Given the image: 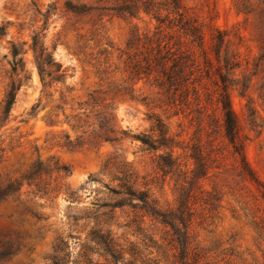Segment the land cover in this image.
Wrapping results in <instances>:
<instances>
[{
    "label": "rangeland",
    "instance_id": "obj_1",
    "mask_svg": "<svg viewBox=\"0 0 264 264\" xmlns=\"http://www.w3.org/2000/svg\"><path fill=\"white\" fill-rule=\"evenodd\" d=\"M173 1L0 0V102L20 86L0 122V264H264V0H180L224 36L252 183L218 110L198 127L134 71L160 30L191 50L174 18L157 21ZM37 62L65 76L41 77ZM104 105L111 142L98 138Z\"/></svg>",
    "mask_w": 264,
    "mask_h": 264
},
{
    "label": "trees",
    "instance_id": "obj_2",
    "mask_svg": "<svg viewBox=\"0 0 264 264\" xmlns=\"http://www.w3.org/2000/svg\"><path fill=\"white\" fill-rule=\"evenodd\" d=\"M172 3L174 6L166 10L165 18L161 19L159 15L157 21L163 24L166 19L174 18L172 19V22H175L173 27L177 28V31H179L183 37L190 39L189 42L192 46L191 50H182L180 42H175L171 36L163 34L160 30L156 36H152L146 40L147 47L144 48L145 51L134 65V68H136L134 71L138 75L145 74L148 77H152L155 86L162 96H166L169 104L180 113H186L187 116H191V122L195 120L196 115H198L197 121L200 123L198 127L202 124L201 116L209 118L210 120V117L206 114L215 113L218 110L221 124L219 125L215 118L211 121L214 122L218 128H223L225 137L233 146L234 155L239 158V172L241 178L252 183L253 176L245 161L243 146L238 141L235 118L227 92V80L222 72V70H226L231 65V60L227 58L226 46L223 50V54L220 55V49L224 43V36L218 31H214V28L210 25L207 27L206 31L200 30L195 22H192L188 17L187 10L181 4L180 0H174ZM214 42L216 43L215 45ZM194 46H196V51H192ZM216 46L217 49H215L216 52L213 58L212 51H214L213 47L216 48ZM12 55L14 58L17 57L18 51L15 49ZM37 59L41 62L42 55ZM20 63H22V59L18 60L17 63L14 61L12 74L17 72V68L19 67L18 64ZM45 65L47 64L43 63L39 65L37 62V69L41 77H51V75L55 73L56 79L51 78V80L59 82L57 79H62L65 76V70H61V66L57 65L58 69L52 72L47 70L49 68H41L45 67ZM49 67H54V65L52 64ZM204 78L211 80V84L216 87V89L213 91L210 90L207 84L203 82ZM19 88L20 86L16 87L15 80L13 79L7 85L3 99L0 102V122L8 117ZM86 106L88 105L86 104ZM194 106L196 107L195 111L192 110ZM98 107L100 106L98 105ZM102 108L107 111L96 113L94 116L100 118L104 113V117L107 118V126L106 129L102 130V134L98 138L103 139L104 142H111L113 140L110 139V137L114 136L117 131L115 129L116 117L113 113V109H108L107 105L102 106ZM201 129L204 130V126H201ZM152 140L151 137L146 141H141V143L149 146L154 143ZM62 169L64 170V168ZM6 192L7 191H0V201L3 200ZM189 210L191 211V209ZM202 214L204 220L207 221V219H209V217L206 216L207 214Z\"/></svg>",
    "mask_w": 264,
    "mask_h": 264
}]
</instances>
